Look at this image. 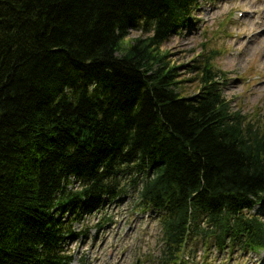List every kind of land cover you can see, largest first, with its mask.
Wrapping results in <instances>:
<instances>
[{
    "label": "trees",
    "instance_id": "trees-1",
    "mask_svg": "<svg viewBox=\"0 0 264 264\" xmlns=\"http://www.w3.org/2000/svg\"><path fill=\"white\" fill-rule=\"evenodd\" d=\"M202 1L0 0V264H73L88 202L124 197L157 216L159 264L264 251V128L212 64L183 97L161 52Z\"/></svg>",
    "mask_w": 264,
    "mask_h": 264
},
{
    "label": "rangeland",
    "instance_id": "rangeland-1",
    "mask_svg": "<svg viewBox=\"0 0 264 264\" xmlns=\"http://www.w3.org/2000/svg\"><path fill=\"white\" fill-rule=\"evenodd\" d=\"M193 17L192 26L161 48L170 67L178 70L179 94L187 98L199 94L202 76L196 68L212 64L215 71L228 79L227 86L223 83L224 94L232 103V110L242 111L247 120L264 128V0H205ZM142 36L141 32L132 31L124 40L125 46ZM129 193L135 195L134 190ZM101 204L107 209L74 225L75 231L92 228L95 234L93 226L103 218H114L116 224L99 235L93 249L91 245L84 246L90 244L88 237L81 245L72 244L73 264H84L87 254L90 264H137L138 260L140 264H158V223L150 221L148 214L129 212L132 197H124L118 204L104 199ZM126 206L130 208L125 212ZM111 210H117V215ZM252 214L264 218V202ZM213 250L209 254L208 250L197 249V259L189 255V264H264V253L248 255L237 250L230 255Z\"/></svg>",
    "mask_w": 264,
    "mask_h": 264
},
{
    "label": "bare ground",
    "instance_id": "bare-ground-1",
    "mask_svg": "<svg viewBox=\"0 0 264 264\" xmlns=\"http://www.w3.org/2000/svg\"><path fill=\"white\" fill-rule=\"evenodd\" d=\"M108 68H109L108 66L105 67L106 70H108ZM69 172H71V171H69Z\"/></svg>",
    "mask_w": 264,
    "mask_h": 264
}]
</instances>
